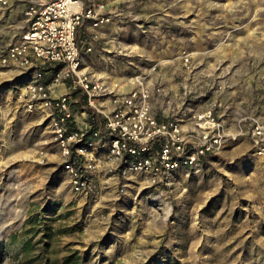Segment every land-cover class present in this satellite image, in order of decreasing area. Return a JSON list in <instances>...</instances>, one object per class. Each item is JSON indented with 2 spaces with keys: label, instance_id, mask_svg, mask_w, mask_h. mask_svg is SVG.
<instances>
[{
  "label": "rangeland",
  "instance_id": "obj_1",
  "mask_svg": "<svg viewBox=\"0 0 264 264\" xmlns=\"http://www.w3.org/2000/svg\"><path fill=\"white\" fill-rule=\"evenodd\" d=\"M116 2L101 36L77 30L91 74L157 64L176 108L264 111V0ZM12 69L0 67V264H264V182L249 134L156 184L132 173L76 193L47 114L9 101L22 83Z\"/></svg>",
  "mask_w": 264,
  "mask_h": 264
},
{
  "label": "built area",
  "instance_id": "obj_2",
  "mask_svg": "<svg viewBox=\"0 0 264 264\" xmlns=\"http://www.w3.org/2000/svg\"><path fill=\"white\" fill-rule=\"evenodd\" d=\"M12 4L21 7V24L10 41L0 39V67L27 74L35 62L48 66L37 67L9 101L47 114L74 192L96 193L114 177L125 185L132 173L145 185L156 184L242 134L250 136L264 182V118L243 116L232 131L211 108L183 114L186 105L171 104L170 90L155 74L157 64L120 81L85 69L77 30L85 22L92 29L108 23L107 0H0L2 9ZM181 57L189 66L190 54L182 51ZM56 84H63L62 92ZM159 97L164 118L153 109ZM258 209L264 220V199Z\"/></svg>",
  "mask_w": 264,
  "mask_h": 264
},
{
  "label": "crops",
  "instance_id": "obj_3",
  "mask_svg": "<svg viewBox=\"0 0 264 264\" xmlns=\"http://www.w3.org/2000/svg\"><path fill=\"white\" fill-rule=\"evenodd\" d=\"M117 8H118V2H116V0H107V9L110 12H112V14L113 13L116 14ZM20 24H21V7H20V5L12 4L11 6H9L7 8H3V9L0 8V39L4 40L5 42L6 41H10L12 39L13 33H17L18 32ZM107 24L108 23L103 24V25L97 27L96 29H92L91 26L88 23H86V22L83 23L82 25H84L91 32V34H93V36L95 35L94 37H99V36L102 35L103 28H105L107 26ZM77 33H78V31H77ZM86 47L92 48L90 46V44H88ZM171 61H173V60H171ZM172 63H174V61ZM45 65H47V64H40V62H35L34 65L31 68L28 69V73L27 74H25V72L22 71V70H17V69H12V70H15L16 73H19L18 74L20 76L19 80L21 82H23L24 80L33 77V74H34L35 70L37 69V67L39 69H41V70L47 68ZM84 67L89 72V70L86 68L85 65H84ZM1 70H3L2 72L11 71L10 68H2ZM12 72H14V71H12ZM184 72H185V74L187 73V71H184ZM155 74H157L158 76H161V74L158 72V70L156 71ZM95 76H98V75H95ZM98 77L107 79V78H105L103 76H98ZM127 78H129V77L118 76V77L110 78V79H107V80H119L120 81V80H125ZM184 78H185V76H184ZM163 84L166 86L167 89L170 90V92L172 91V88L169 87V86L167 87L165 82H163ZM63 88H64L63 84H56V92L57 93L62 92ZM156 104L157 103L154 102V107H153L154 112L156 113V115L158 117L164 118L165 117V115H164L165 112L162 113L161 110L155 109ZM179 106H181V105H179ZM189 109L203 110L204 108L197 109V108H195V107H193V106L188 104L183 109V114H187L189 112ZM244 114L245 115H257L260 118H264V111L258 112V113H255V114H248V113H244ZM244 114L237 115V116H232V115L231 116H228V115H226V116L223 115L222 116V115H220V117L222 116L221 118L224 119L227 128L232 130V131H234L235 130V124H236L235 122L239 118H241L242 116H245ZM258 164H259V162H258Z\"/></svg>",
  "mask_w": 264,
  "mask_h": 264
}]
</instances>
